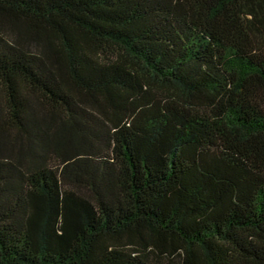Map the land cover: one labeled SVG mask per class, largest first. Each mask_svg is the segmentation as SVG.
I'll return each instance as SVG.
<instances>
[{"label": "trees", "instance_id": "trees-1", "mask_svg": "<svg viewBox=\"0 0 264 264\" xmlns=\"http://www.w3.org/2000/svg\"><path fill=\"white\" fill-rule=\"evenodd\" d=\"M0 264H264V0H0Z\"/></svg>", "mask_w": 264, "mask_h": 264}]
</instances>
